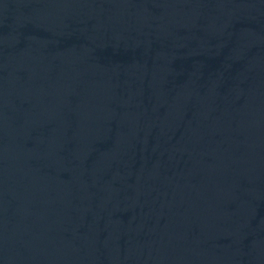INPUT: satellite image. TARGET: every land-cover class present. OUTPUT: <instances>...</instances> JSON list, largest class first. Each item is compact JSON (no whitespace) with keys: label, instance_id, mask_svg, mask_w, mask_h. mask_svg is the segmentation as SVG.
<instances>
[{"label":"water","instance_id":"water-1","mask_svg":"<svg viewBox=\"0 0 264 264\" xmlns=\"http://www.w3.org/2000/svg\"><path fill=\"white\" fill-rule=\"evenodd\" d=\"M0 264H264V0H0Z\"/></svg>","mask_w":264,"mask_h":264}]
</instances>
